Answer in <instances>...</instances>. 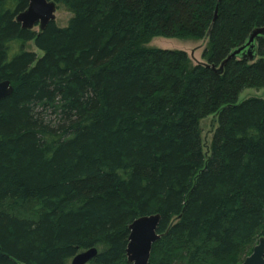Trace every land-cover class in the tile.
I'll list each match as a JSON object with an SVG mask.
<instances>
[{
  "label": "trees",
  "instance_id": "16d2710c",
  "mask_svg": "<svg viewBox=\"0 0 264 264\" xmlns=\"http://www.w3.org/2000/svg\"><path fill=\"white\" fill-rule=\"evenodd\" d=\"M67 27L23 29L0 0V264H128L130 225L161 214L149 264H236L264 238V0H54ZM217 12V18L215 15ZM194 64L155 37L205 39ZM44 52L42 57L27 43ZM216 115L209 155L201 122Z\"/></svg>",
  "mask_w": 264,
  "mask_h": 264
},
{
  "label": "water",
  "instance_id": "95a60500",
  "mask_svg": "<svg viewBox=\"0 0 264 264\" xmlns=\"http://www.w3.org/2000/svg\"><path fill=\"white\" fill-rule=\"evenodd\" d=\"M28 7L20 12L16 21L23 29L34 30L38 27L39 33L46 30L50 23L56 22V12L58 3L54 0H28ZM217 18V12L215 19ZM207 33L204 42H208L210 33ZM260 39H264V27L256 28L251 33L249 39L240 47L234 49L229 56L217 66L212 68L218 73L224 72L225 66L232 59L257 60L255 54ZM210 66L208 63H206ZM14 91L13 83L10 80L0 81V103L9 97ZM161 222L160 214H152L137 218L129 227L130 236L127 248V258L129 264H149L154 244L161 240L165 234L158 232ZM99 254L96 247L78 253L71 264H88ZM242 264H264V238H261L255 246L253 253L248 256Z\"/></svg>",
  "mask_w": 264,
  "mask_h": 264
},
{
  "label": "rangeland",
  "instance_id": "374dc122",
  "mask_svg": "<svg viewBox=\"0 0 264 264\" xmlns=\"http://www.w3.org/2000/svg\"><path fill=\"white\" fill-rule=\"evenodd\" d=\"M73 17L74 14L71 11H69L67 8L59 4L58 10L56 12V22H55L58 26L67 27ZM35 30H38V27H36ZM206 45L207 42H204L203 40L200 39H192V38L178 39V38H166V37H155L147 44L148 47L186 51L194 64H197L199 62L207 63V59L204 58ZM27 46L29 50L36 52L39 57H42L44 55V52L41 51L35 45L34 41L27 43ZM252 97H260L264 99V89L258 90V89L250 88L244 90L239 97V103ZM218 125H219L218 118L216 115H211L203 119L201 122V127L203 131L202 136L204 140L205 152L207 155H209L213 135ZM259 241L260 239L255 241L252 249L248 252V254L244 255L243 258L238 259V262L236 264H242L245 261V259L253 253V250L255 246L259 243ZM98 250L100 251V247L98 248ZM72 260L73 258L70 259L67 264H71ZM126 260L128 263V258Z\"/></svg>",
  "mask_w": 264,
  "mask_h": 264
},
{
  "label": "bare ground",
  "instance_id": "6f19581e",
  "mask_svg": "<svg viewBox=\"0 0 264 264\" xmlns=\"http://www.w3.org/2000/svg\"><path fill=\"white\" fill-rule=\"evenodd\" d=\"M161 215V214H160ZM162 218V217H161Z\"/></svg>",
  "mask_w": 264,
  "mask_h": 264
}]
</instances>
